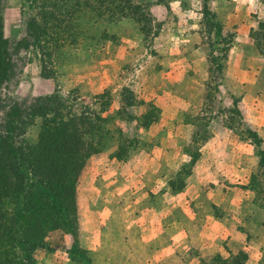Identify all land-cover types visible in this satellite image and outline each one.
<instances>
[{
    "label": "rangeland",
    "instance_id": "obj_1",
    "mask_svg": "<svg viewBox=\"0 0 264 264\" xmlns=\"http://www.w3.org/2000/svg\"><path fill=\"white\" fill-rule=\"evenodd\" d=\"M235 1L5 0L0 13L4 38L19 41L31 20L43 32L38 45L20 53L21 73L8 95L24 107L32 97L56 94L62 105L59 112L75 120L83 143L94 151L89 156L105 153L114 159L111 168L96 163L99 172L105 173L108 168L117 175L113 180L129 183L128 192L135 189V183L129 181L133 169L139 175L146 167L142 164L133 168L130 164L127 168L123 163L140 151L162 142L178 148V153L181 149L195 155V150L209 139L214 120L231 128L235 134L231 139L249 140L252 147L248 163L253 173L246 186L252 198L246 203L247 214L237 219L236 228L252 229L250 238L256 248L260 247L257 264H264V164L259 163L260 151L264 160V145L255 131L244 129L242 111L237 106L241 96L249 93L264 108V44L251 38L254 31L258 32L257 23H264V3L257 10L251 6L246 10L237 9ZM237 33L247 35V44L236 42ZM234 46L241 56L235 53L230 60V75L236 77L239 70H247L250 83L226 76L227 51ZM198 60L202 79L196 71ZM233 100L237 101L238 114L233 110ZM173 116H177L174 122L194 126L191 139L165 137L159 130L166 128L163 118ZM39 124L40 119L34 118L27 128L26 144L35 142ZM260 130L264 132V126ZM85 161L79 164L82 168ZM106 162L104 159L102 163ZM114 162L122 163L116 169ZM123 169L122 178L113 172ZM174 171L163 172V176L178 181L188 168L184 164ZM11 208L12 204L6 202L4 209ZM68 220L74 229L73 207ZM110 225L111 229H120L114 221ZM66 229L59 225L56 230ZM51 232L45 235L41 249H48L46 239ZM223 248L226 253L206 255L197 264H243L242 252ZM69 253L74 264H89L88 254L76 245ZM123 253L125 264H138L127 255H138L145 264L150 254L145 248ZM175 254L180 257L182 251L178 249ZM32 259L35 264L33 253ZM171 263L181 264L176 260Z\"/></svg>",
    "mask_w": 264,
    "mask_h": 264
},
{
    "label": "crops",
    "instance_id": "obj_2",
    "mask_svg": "<svg viewBox=\"0 0 264 264\" xmlns=\"http://www.w3.org/2000/svg\"><path fill=\"white\" fill-rule=\"evenodd\" d=\"M235 5L237 9L247 10L251 6L257 10L262 3L237 0ZM228 19L234 24L231 17ZM235 40L245 45L248 37L237 33ZM227 52L226 76L232 77L230 60L241 51L234 46ZM196 71L202 79L199 60ZM245 72L239 70L238 76L232 78L250 83L251 74ZM237 106L242 111L244 129L255 131L264 145V132L260 130L264 126V108L255 103L249 93L241 96ZM176 118H163L166 128L159 130L165 137L191 139L194 126L174 122ZM212 123L209 139L195 150L193 158L194 154L181 149L178 153V148L160 142L123 163L127 168L130 164L133 168L142 164L146 167L139 175L133 169L129 180L135 183L133 191L126 190L129 183L113 180L117 175L108 168L105 173L99 172L96 163L111 168L113 158L105 153L89 156L75 183L74 237L59 230L52 231L46 239L48 249L34 250L35 264H74L69 253L73 245L88 254L89 264H125L123 250L135 253L141 248L150 253L144 259L145 264H172L173 260L197 264L198 259L206 255L226 253L223 247L242 252L243 264H257L260 247L256 248L250 238L252 229L236 228L237 219L247 214L246 203L252 198L246 188L253 173L248 163L252 147L249 140L231 139L235 134L222 123L218 124V120ZM104 159L106 163H102ZM114 163L117 169L122 162ZM184 164L188 171L180 180L163 176V172H177ZM124 170L113 172L122 178ZM112 221L118 223L120 229H111ZM178 249L182 251L180 257L175 254ZM126 258H134L138 264L143 261L138 255Z\"/></svg>",
    "mask_w": 264,
    "mask_h": 264
},
{
    "label": "trees",
    "instance_id": "obj_3",
    "mask_svg": "<svg viewBox=\"0 0 264 264\" xmlns=\"http://www.w3.org/2000/svg\"><path fill=\"white\" fill-rule=\"evenodd\" d=\"M4 2L0 0V13ZM256 30L251 38L264 44V23L258 22ZM41 35L31 20L22 39L4 38L0 14V264H33L32 253L59 225L74 237L76 226L71 229L68 218L73 207L76 222L75 183L83 165L79 164L94 153L83 143L75 120L59 112L62 105L56 94L32 97L24 107L8 95L21 73L20 53L38 45ZM233 102L238 114L237 101ZM34 118L40 119L38 133L28 145L24 135ZM254 145L259 147L258 142ZM262 154L260 165L264 164ZM6 202L12 204L9 211L4 209Z\"/></svg>",
    "mask_w": 264,
    "mask_h": 264
}]
</instances>
